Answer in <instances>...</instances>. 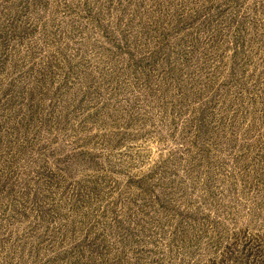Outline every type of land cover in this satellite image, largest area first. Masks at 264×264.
Returning <instances> with one entry per match:
<instances>
[{"label":"rangeland","instance_id":"374dc122","mask_svg":"<svg viewBox=\"0 0 264 264\" xmlns=\"http://www.w3.org/2000/svg\"><path fill=\"white\" fill-rule=\"evenodd\" d=\"M0 264H264V0H0Z\"/></svg>","mask_w":264,"mask_h":264}]
</instances>
